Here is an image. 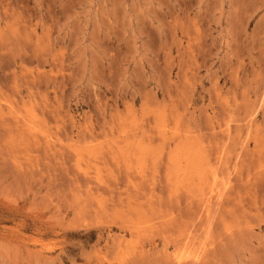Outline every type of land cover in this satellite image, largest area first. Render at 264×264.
<instances>
[{
    "label": "rangeland",
    "instance_id": "rangeland-1",
    "mask_svg": "<svg viewBox=\"0 0 264 264\" xmlns=\"http://www.w3.org/2000/svg\"><path fill=\"white\" fill-rule=\"evenodd\" d=\"M0 264H264V0H0Z\"/></svg>",
    "mask_w": 264,
    "mask_h": 264
}]
</instances>
